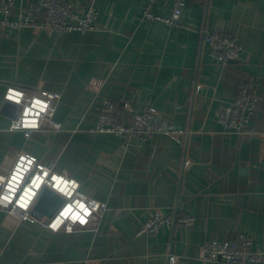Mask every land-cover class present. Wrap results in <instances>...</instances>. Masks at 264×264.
Returning <instances> with one entry per match:
<instances>
[{"label":"crops","instance_id":"obj_1","mask_svg":"<svg viewBox=\"0 0 264 264\" xmlns=\"http://www.w3.org/2000/svg\"><path fill=\"white\" fill-rule=\"evenodd\" d=\"M144 3L97 0V28L84 34L0 31V264H167L169 248L178 256L172 264H225L204 262L203 244L245 235L264 249V0H188L175 27L144 18ZM171 9V0L154 7L162 16ZM215 27L239 35L237 60L212 58L204 31ZM245 80L258 86L257 108L245 132L225 131L219 108ZM9 86L59 93L60 129H11ZM107 98L128 103L127 115L152 105L189 132L129 144L92 131ZM38 165L75 178L105 204L96 228L53 231L46 215L33 222L13 213ZM174 208L194 214L195 224L137 235L156 210Z\"/></svg>","mask_w":264,"mask_h":264},{"label":"built area","instance_id":"obj_2","mask_svg":"<svg viewBox=\"0 0 264 264\" xmlns=\"http://www.w3.org/2000/svg\"><path fill=\"white\" fill-rule=\"evenodd\" d=\"M158 1L145 0L143 17L163 21L171 27L178 26L188 0H171L172 9L168 16L154 11ZM98 17L97 0H30L22 8L16 7V0H0V31L35 27L58 34L72 31L84 34L97 28ZM204 40L209 45L212 58L219 64L225 65L237 60L243 51L239 35L219 27L205 30ZM60 97L57 92L28 93L17 86H9L5 99L17 105V115L13 118L10 128L25 130L27 136L31 131L43 128L59 130L60 124L54 117ZM258 100L257 84L253 80L242 81L235 98L220 106L218 122L225 131L245 132L257 108ZM129 108L128 103L120 105L105 99L98 123L92 131L123 137L129 144L134 140L144 142L158 133L189 132L159 118L152 105L146 106L142 112L127 115ZM44 188L61 198L57 209L44 222L46 227L58 231L61 228L71 229L76 226H98L105 204L81 192L80 183L75 178L44 165L37 166L11 208L20 220H37L31 208ZM196 220L194 214L180 212L176 208L169 212L156 210L153 216L141 224L137 235L155 233L164 227H191ZM177 257L170 248L167 250V264H172ZM201 259L204 262L220 261L225 264H264V249H255L252 238L246 235L232 239H213L203 244Z\"/></svg>","mask_w":264,"mask_h":264},{"label":"water","instance_id":"obj_3","mask_svg":"<svg viewBox=\"0 0 264 264\" xmlns=\"http://www.w3.org/2000/svg\"><path fill=\"white\" fill-rule=\"evenodd\" d=\"M60 201L61 198L56 193L50 191L48 188H44L37 199L33 215L38 217L40 215H46L50 217L61 203ZM53 202L55 204L54 207L50 206V204L53 205Z\"/></svg>","mask_w":264,"mask_h":264},{"label":"clouds","instance_id":"obj_4","mask_svg":"<svg viewBox=\"0 0 264 264\" xmlns=\"http://www.w3.org/2000/svg\"><path fill=\"white\" fill-rule=\"evenodd\" d=\"M69 230H71V229H69Z\"/></svg>","mask_w":264,"mask_h":264}]
</instances>
